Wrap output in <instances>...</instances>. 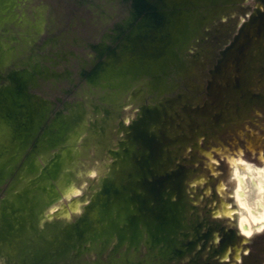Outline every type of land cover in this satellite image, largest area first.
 <instances>
[{"label": "bare ground", "instance_id": "obj_1", "mask_svg": "<svg viewBox=\"0 0 264 264\" xmlns=\"http://www.w3.org/2000/svg\"><path fill=\"white\" fill-rule=\"evenodd\" d=\"M226 12L229 13L230 9ZM226 12L207 13L190 38L193 41L183 57L188 84L171 88L184 92L181 93L184 99L181 104L188 107L186 111H178L182 125L193 120L194 126L201 123L206 127L221 120L223 125L217 123L216 129L221 131L247 115L251 107L264 105V32L255 34L250 30V37L237 42L241 53L235 52L236 46L233 55H228L213 70L219 47L224 42L222 35L231 36L236 30L232 26L234 19L228 20ZM173 16H162L146 23V30L141 31L143 38L150 39L161 28L165 33L163 39H169V48L171 45L181 48L184 42L170 36V32L182 28L174 24ZM163 17L167 18L166 28L158 26L166 19ZM209 70L212 74L208 73ZM207 86L208 97L197 96ZM146 91L142 82L133 95L140 107H143ZM86 98L85 106L80 102L77 116L71 111L66 115L62 135L49 130L44 137L40 156L50 167H42L38 161L40 156H34L22 166L1 202L0 264H163L141 253L146 249L147 241L148 245L159 242L158 251L165 260L175 256L180 264H188L201 257L222 256L236 247L235 232L221 223L232 214L230 203L224 197L216 199L215 194L203 202L205 188L206 191L212 190L213 182L205 184L202 183L204 176L194 177L192 200H185L184 188L190 180L189 172L176 169L169 144L179 136L187 142L196 141L197 132L193 126L184 132L160 136L155 124H147V108L143 109V115L139 113L129 122L122 116L120 108L131 102V97L125 102L118 96L110 100L109 106L94 101L88 93ZM94 110L104 114L106 111L108 115L101 116ZM34 117L36 121L38 111ZM100 118L106 123L104 125L108 124L110 131L116 130V139H119V133L124 139L121 143L115 140L113 145H105L106 149L114 154L128 149V161L110 170L102 165L104 152L96 155L94 151L103 135L91 129L90 124L98 125ZM101 131L105 133L107 130ZM246 159L242 157L238 161L240 167L259 175V188L264 189V170L243 164ZM16 160L0 168V181L11 172ZM155 161L162 171L154 170L155 164L152 163ZM135 169L139 171V179L145 181L143 192L135 185L138 177L131 176ZM236 174L238 180L221 185L223 194H228L236 184L241 190L245 180L239 171ZM64 196L68 198L69 206ZM241 203L246 205L244 201ZM251 215L255 221H264V210L251 212ZM210 220H215L216 225ZM78 221L86 226L82 235ZM243 226L245 228V224ZM201 233L204 235L201 239L189 242L196 241ZM116 243H122L124 248L132 246L133 253L123 256L114 253L112 248ZM85 248L89 251L86 255L76 254Z\"/></svg>", "mask_w": 264, "mask_h": 264}, {"label": "rangeland", "instance_id": "obj_2", "mask_svg": "<svg viewBox=\"0 0 264 264\" xmlns=\"http://www.w3.org/2000/svg\"><path fill=\"white\" fill-rule=\"evenodd\" d=\"M146 1L156 0H0V84L16 85L0 94V162L5 158L13 160L17 155L15 166L0 181V204L25 165L23 161L30 155H39L37 151L29 154V148L36 145L31 141L25 145V150L18 153L23 131V138L29 137V132H26L28 124L38 110L41 113L43 107L42 104L36 105L30 101L25 103L26 95L30 94L45 102L42 120L33 133L37 137L43 135L42 138L49 130L62 135L64 127L60 120L65 121L70 111L77 116L80 102L85 106L87 93L94 101L108 106L111 105L110 100L118 96L125 102L131 97L132 101L120 108L127 122L139 113L143 115V109L147 108L145 118L157 126L156 133L167 136L169 133L190 130L192 126L196 129V141L187 142L179 136L169 144V152L173 153L176 161L175 164L171 162L177 165V170L180 168L189 172L190 180L184 188L185 200H192V179L204 176L202 183L213 184L212 190L206 191L205 188L203 202L209 201L215 194L216 199L224 197L231 205L232 214L227 215L221 223L235 232L236 247L222 256L201 257L188 264H264V221H255L251 215V212L264 210V189L259 188V175L244 171L238 162L242 157H247L243 164L264 170V105L251 107L247 115L228 124L229 127L221 131L216 130L217 126L223 125L221 120L217 122L219 125L213 122L206 127L201 123L194 126L193 120L182 125L178 111H186L188 107L187 104H181L184 100L181 93L184 92L179 88H171L188 84L183 57L187 55L193 39L183 47L179 58L180 49L175 45L169 48V39H163L164 29L160 27L166 28V17L160 21V29L155 36L143 38L138 21L144 10L148 9ZM212 3L220 7L216 10L213 8L212 12L220 10L218 13H224L230 9L229 13L226 12L229 15L227 19H234L232 26L236 29L231 36L222 35L224 42L219 47L218 58L213 65V70H216L221 64L220 59L226 53L232 56L237 42L241 38L245 40L247 24L264 19V0H214L210 5ZM143 22H147V19ZM240 48L238 45L239 53ZM208 73L212 74L211 70ZM142 82L147 91L143 97V107H140L133 95ZM207 93L208 86L197 96L208 97ZM94 111L104 117L108 115L106 111L105 114L100 110V113ZM98 121V125L90 124L91 129L103 135L94 151L96 155L104 152L102 165L110 170L128 161V149L115 151V154L107 150L105 145H113L115 140L121 143L124 139L120 138V133L119 139H116V130L110 131L108 124L104 125L106 123L103 118ZM212 128L215 129L210 131ZM101 130L107 131L101 133ZM9 135L12 136L10 139ZM180 142L186 143L178 145ZM6 147L10 148L5 150ZM38 161L42 167H50L41 156ZM154 168L162 171L157 165ZM237 171L245 180L241 190L236 184L228 194H223L221 185H229L231 180H238ZM131 176L138 177L135 185L143 192L145 181L139 179L138 169ZM194 195L197 197V194ZM64 199L69 206L68 198L64 196ZM210 221L216 225L215 220ZM201 236L204 235L201 233L196 241L189 242H197ZM146 245L141 253L150 260L180 264L175 256L164 259L158 251L159 242L148 245L147 241ZM112 251L123 256L133 253V248H124L122 243H116ZM88 252L85 248L76 254L86 255Z\"/></svg>", "mask_w": 264, "mask_h": 264}, {"label": "flooded vegetation", "instance_id": "obj_3", "mask_svg": "<svg viewBox=\"0 0 264 264\" xmlns=\"http://www.w3.org/2000/svg\"><path fill=\"white\" fill-rule=\"evenodd\" d=\"M209 1H210L209 4L207 3L208 0H184V1L183 0H156V1H146L148 9H145L144 12L142 13L141 18L138 21L139 22L138 23V27H140L141 31H144V30H146V26H145L146 23H149L150 21H155V20L157 21V20L161 19L162 16H166V15L170 16V15L173 14L174 15L173 19L176 20V22L174 21V24H178L182 28H181L180 31L176 30V31L170 32V36H171L172 39L180 40L181 42L185 43V41H188L190 38H192L193 31H194L196 25L198 23L202 22L205 19L206 14L209 13L213 8H214V10L220 8L219 6L213 5V3H212V5H210L211 2L214 1V0H209ZM201 10H202V12H201ZM144 19H147V22H143ZM255 19H257V17H255ZM134 23L135 22L133 20L132 24H134ZM250 30H254L255 34L263 33L264 32V19L262 18V19L257 20V22L253 21V22H250V23L247 24L245 39L247 37H250V33H249ZM241 35L243 37V33ZM184 43L183 44L181 43L182 44L181 48H179L180 49V51L178 53L179 54V56H178L179 58L181 57V53H182L183 47L186 45ZM172 46L173 45H171L170 48ZM176 46L177 45H175V47ZM235 50H236V52H238L237 48ZM174 52L175 51H173L172 53H174ZM227 54L228 53H226L225 57L222 60L220 59V62L223 61L227 57ZM176 55H175V57H176ZM219 66L220 65H218L217 68ZM14 85L15 84H9V85L6 86V85L0 84V94L2 95V92L4 90L10 88V87H16V85L15 86ZM17 85H18V82H17ZM20 88H21V85H20ZM25 98H26V102L25 103L30 101L32 103H35L36 105L42 104L43 107L41 108V113L39 114L38 119H36V121L32 122L33 117H34L33 116L31 118L29 124H28L29 128L27 127L26 132L27 133L29 132V137L23 138L24 134H25V130L23 131L24 133L21 135V140H19V143H18V145H20L18 153L20 151H22V150H25L26 149L25 145L28 142L31 141L30 143L34 142L33 144L34 145L36 144V145L33 146L32 148H29V150H30L29 154L31 152L37 151L38 154L40 155V152H41V150L43 148V144H45V139L42 138L43 135L41 137H37V136H34L33 133H35L37 131V129L39 127V124H40V122L42 120V111H43V108L45 107V105H44L45 102H43L42 100L35 99V98L31 97L30 94L26 95ZM38 112H39V110H38ZM65 121H66V118H65ZM65 121L64 120L63 121L60 120V123H61L62 127H65V125H66ZM147 124L152 125L153 123H151V121L148 122V120H147ZM33 126H35L34 129L32 128ZM11 137L12 136L9 135L8 139H10ZM6 139H5V141H6ZM3 154H5V153H3ZM16 156H15L14 159L17 158ZM34 156H37V155H35V154L30 155L28 158H26L23 161V164H27L29 161L33 160ZM7 159L8 158H5L3 161L0 162V168L3 167L5 164H9V162L12 160V159H10L8 161ZM156 163H157V161L153 162L152 164H156ZM154 166H153V168H154ZM154 170H155V168H154ZM142 187H144V185ZM85 228H86L85 225L83 223H80V226L78 227V230H79L81 235H82V233H84Z\"/></svg>", "mask_w": 264, "mask_h": 264}]
</instances>
